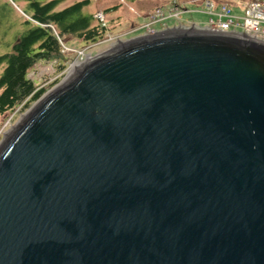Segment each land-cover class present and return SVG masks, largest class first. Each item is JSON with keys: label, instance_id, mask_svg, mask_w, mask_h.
<instances>
[{"label": "water", "instance_id": "1", "mask_svg": "<svg viewBox=\"0 0 264 264\" xmlns=\"http://www.w3.org/2000/svg\"><path fill=\"white\" fill-rule=\"evenodd\" d=\"M0 264H264V43L118 44L0 144Z\"/></svg>", "mask_w": 264, "mask_h": 264}, {"label": "rangeland", "instance_id": "2", "mask_svg": "<svg viewBox=\"0 0 264 264\" xmlns=\"http://www.w3.org/2000/svg\"><path fill=\"white\" fill-rule=\"evenodd\" d=\"M81 1L84 0H63L58 10ZM216 1L229 2L228 4L231 5L237 15L241 17L244 15V4L237 3L236 0ZM5 2L11 5L13 12L10 14V20L5 22L3 26H0V55L12 50L16 35L25 31L22 23L28 19L24 12V8L26 7L25 2L19 1L18 3H14L13 0H0V3ZM202 2L203 0H90V4L84 8L83 14L92 15L96 21H100L98 16L101 12L105 13L106 17L104 19L106 23L103 24L106 25L105 28L107 27L105 38L92 45H87L79 39L68 38L66 43L63 42V46H65L63 54L67 59L65 60L67 62L70 60L71 62L67 64L65 71L62 73V70H59L58 64L55 62H40L31 70L29 78L39 88L46 90L43 96L47 95L61 86L70 77L74 66H82L79 63H82L78 58L79 52H85L89 47L93 46L86 52V55L90 57L89 60H91V58L105 53L118 44L146 36L148 31L144 27L150 22V16L156 8H166L168 10L175 3L182 11L188 10V12L182 14L180 19L168 18L164 25H153V29L158 33L174 29L188 31L193 29L192 25L204 29L209 21V16L202 13L203 6H200ZM74 62L77 64L73 65ZM70 65H73V67L71 68ZM1 73L2 69H0V76ZM31 107L25 111L22 107H19L12 112H7L0 116V144L5 136L29 112Z\"/></svg>", "mask_w": 264, "mask_h": 264}, {"label": "trees", "instance_id": "3", "mask_svg": "<svg viewBox=\"0 0 264 264\" xmlns=\"http://www.w3.org/2000/svg\"><path fill=\"white\" fill-rule=\"evenodd\" d=\"M13 1L26 3L24 12L28 19L22 23L25 31L16 35L12 50L0 55V116L19 107L25 111L43 97L46 90L39 88L29 73L40 62H55L63 73L71 62L63 54V42L68 38L92 45L103 40L107 33L92 15L83 14L90 0L62 10L58 7L63 0ZM12 12L8 2L0 3V26L10 20Z\"/></svg>", "mask_w": 264, "mask_h": 264}, {"label": "built area", "instance_id": "4", "mask_svg": "<svg viewBox=\"0 0 264 264\" xmlns=\"http://www.w3.org/2000/svg\"><path fill=\"white\" fill-rule=\"evenodd\" d=\"M203 12L209 16V21L204 29L192 25L191 30H204L213 33H226L238 36H247L251 39L264 43V0H252L244 5V15L241 17L237 15L234 9L228 3L218 2L216 0H203ZM188 10L182 11L175 3L166 10V8H156L154 13L150 16V22L145 25L147 35H155L157 32L153 29V25L165 24L169 19H180L183 13ZM103 25L105 22V15L103 12L98 16ZM198 28V29H195ZM65 49V46H63ZM93 47V46H92ZM92 47H89L85 52H79L78 58L86 63L90 61L86 52ZM92 59V58H91ZM77 62V61H76ZM74 62V63H76ZM73 63V65H74ZM73 65L70 67L72 68Z\"/></svg>", "mask_w": 264, "mask_h": 264}, {"label": "bare ground", "instance_id": "5", "mask_svg": "<svg viewBox=\"0 0 264 264\" xmlns=\"http://www.w3.org/2000/svg\"><path fill=\"white\" fill-rule=\"evenodd\" d=\"M80 64H82V66L85 64L84 62H79ZM78 63V64H79ZM75 65L77 64V63H74ZM81 66V67H82ZM81 67H77V66H74V68H72L73 70H72V72H71V74H70V77H72L75 73H77L80 69H81Z\"/></svg>", "mask_w": 264, "mask_h": 264}, {"label": "crops", "instance_id": "6", "mask_svg": "<svg viewBox=\"0 0 264 264\" xmlns=\"http://www.w3.org/2000/svg\"><path fill=\"white\" fill-rule=\"evenodd\" d=\"M252 0H236V2L237 3H241V4H247V3H249V2H251ZM225 3H227V2H225ZM229 3V2H228ZM110 8V7H109Z\"/></svg>", "mask_w": 264, "mask_h": 264}, {"label": "clouds", "instance_id": "7", "mask_svg": "<svg viewBox=\"0 0 264 264\" xmlns=\"http://www.w3.org/2000/svg\"><path fill=\"white\" fill-rule=\"evenodd\" d=\"M158 33V32H157Z\"/></svg>", "mask_w": 264, "mask_h": 264}]
</instances>
